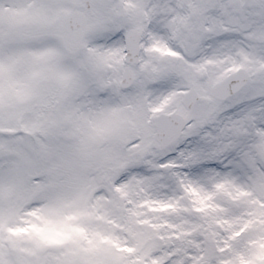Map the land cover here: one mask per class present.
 I'll return each mask as SVG.
<instances>
[{
    "label": "snow or ice",
    "instance_id": "obj_1",
    "mask_svg": "<svg viewBox=\"0 0 264 264\" xmlns=\"http://www.w3.org/2000/svg\"><path fill=\"white\" fill-rule=\"evenodd\" d=\"M0 264H264V0H0Z\"/></svg>",
    "mask_w": 264,
    "mask_h": 264
}]
</instances>
